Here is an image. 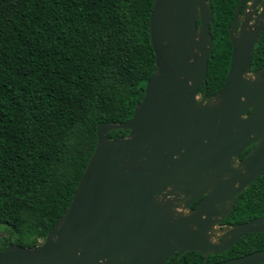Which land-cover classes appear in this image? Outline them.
Listing matches in <instances>:
<instances>
[{
	"label": "water",
	"instance_id": "obj_1",
	"mask_svg": "<svg viewBox=\"0 0 264 264\" xmlns=\"http://www.w3.org/2000/svg\"><path fill=\"white\" fill-rule=\"evenodd\" d=\"M243 2L228 31L226 78L206 98L199 87L212 48L211 0H154L156 69L142 100L130 119L97 123L95 148L63 216L33 247L7 243L0 264H165L189 251L209 264L245 234L264 233V215L218 228L237 194L264 172V64L250 70L264 0ZM115 129L128 133L108 137ZM258 262L264 247L211 264Z\"/></svg>",
	"mask_w": 264,
	"mask_h": 264
},
{
	"label": "trees",
	"instance_id": "obj_2",
	"mask_svg": "<svg viewBox=\"0 0 264 264\" xmlns=\"http://www.w3.org/2000/svg\"><path fill=\"white\" fill-rule=\"evenodd\" d=\"M238 1L211 0L212 48L206 83L199 87L206 98L227 75L228 31ZM153 2L0 0V223L10 226L15 243L33 247L45 238L65 213L95 148L97 123L130 119L142 100L156 69L149 34ZM262 64L264 30L250 70ZM127 133L115 129L108 137ZM263 215L264 172L237 194L222 223ZM263 247L264 233H247L211 254L208 263ZM203 260L200 252L189 251L165 264Z\"/></svg>",
	"mask_w": 264,
	"mask_h": 264
},
{
	"label": "rangeland",
	"instance_id": "obj_3",
	"mask_svg": "<svg viewBox=\"0 0 264 264\" xmlns=\"http://www.w3.org/2000/svg\"><path fill=\"white\" fill-rule=\"evenodd\" d=\"M218 228H220V227H218ZM5 239L8 240V243L9 242L15 243L16 236L11 232L10 226H8L4 223H0V246L2 245V241H4ZM41 241H43V240H41Z\"/></svg>",
	"mask_w": 264,
	"mask_h": 264
},
{
	"label": "flooded vegetation",
	"instance_id": "obj_4",
	"mask_svg": "<svg viewBox=\"0 0 264 264\" xmlns=\"http://www.w3.org/2000/svg\"><path fill=\"white\" fill-rule=\"evenodd\" d=\"M252 0H250V1H248L247 2V4L248 3H250ZM253 146H254V144H251L250 146H248L242 153H241V155H240V157L239 158H242L246 153H248L252 148H253ZM248 148H250L249 149V151H247L246 152V150L248 149ZM199 199H197L196 201H194L192 204H196V202L198 201ZM192 204H191V207H192ZM194 207V206H193ZM228 226H230V225H226L225 223H222V222H220L219 223V226L218 227H220V228H226V227H228ZM172 263V262H171ZM171 263H169V264H171ZM175 263V262H174ZM215 263V262H214ZM209 264H211V263H209Z\"/></svg>",
	"mask_w": 264,
	"mask_h": 264
}]
</instances>
